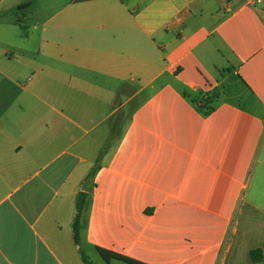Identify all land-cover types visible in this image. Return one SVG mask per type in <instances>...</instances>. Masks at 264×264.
Instances as JSON below:
<instances>
[{
    "label": "crops",
    "instance_id": "obj_1",
    "mask_svg": "<svg viewBox=\"0 0 264 264\" xmlns=\"http://www.w3.org/2000/svg\"><path fill=\"white\" fill-rule=\"evenodd\" d=\"M36 7L0 0V264H226L264 216V0Z\"/></svg>",
    "mask_w": 264,
    "mask_h": 264
},
{
    "label": "rangeland",
    "instance_id": "obj_2",
    "mask_svg": "<svg viewBox=\"0 0 264 264\" xmlns=\"http://www.w3.org/2000/svg\"><path fill=\"white\" fill-rule=\"evenodd\" d=\"M34 1L35 6H37L36 8L39 9V12H36L37 14L41 13V9H44L45 7H47V10L51 11L57 9V7L61 4V0ZM13 8V10H16L15 7ZM16 12L17 11L10 14L9 17L5 18V20L3 21L10 23L12 20H16ZM19 22H21V24L23 23L22 25L26 27L27 23L24 21V19L21 18ZM17 29H19L20 31L19 26H17ZM21 29L23 28L21 27ZM9 49H7L8 52H10ZM7 55H9V53ZM35 80L36 77L30 75V79L19 81L18 89L26 84H29L31 87ZM132 105L133 104L126 105L124 111L130 109ZM235 219L238 222V233L234 237L235 242L233 244V248L227 254L226 264H264V260L257 263L253 262L249 254L250 249L256 248L257 246H264V216L254 213L253 211L250 212L246 208L242 212H238ZM90 254L94 262H98L99 259H102L101 255L98 252L94 251Z\"/></svg>",
    "mask_w": 264,
    "mask_h": 264
},
{
    "label": "trees",
    "instance_id": "obj_3",
    "mask_svg": "<svg viewBox=\"0 0 264 264\" xmlns=\"http://www.w3.org/2000/svg\"><path fill=\"white\" fill-rule=\"evenodd\" d=\"M23 29H25V26H23ZM203 102L205 103V99L203 100ZM207 103H205L206 105ZM211 108H207L206 111H210ZM95 171V168L93 167L91 169V171L89 172L88 176L90 174H92L93 172ZM87 194L85 192H82L80 191L77 195V199H76V215H75V218H74V222H73V231H74V240L76 242L79 241V228H80V225H81V218H82V213H83V210L85 208V205H86V201H87ZM99 252L102 254V256L106 259V260H110V259H120V260H124L128 263H131V264H144V263H141V262H138V261H135L133 259H130V258H127V257H123L122 255L120 254H117V253H114L112 251H109V250H106V249H98ZM262 251L260 248H254V249H251L250 250V256H251V259L253 262H257L259 261L262 256ZM83 261H84V264H93L86 255L83 254Z\"/></svg>",
    "mask_w": 264,
    "mask_h": 264
},
{
    "label": "built area",
    "instance_id": "obj_4",
    "mask_svg": "<svg viewBox=\"0 0 264 264\" xmlns=\"http://www.w3.org/2000/svg\"><path fill=\"white\" fill-rule=\"evenodd\" d=\"M257 1H261V0H257Z\"/></svg>",
    "mask_w": 264,
    "mask_h": 264
}]
</instances>
